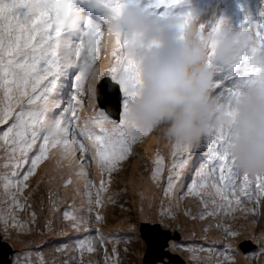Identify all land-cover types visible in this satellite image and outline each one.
I'll list each match as a JSON object with an SVG mask.
<instances>
[{"label":"snow or ice","instance_id":"snow-or-ice-1","mask_svg":"<svg viewBox=\"0 0 264 264\" xmlns=\"http://www.w3.org/2000/svg\"><path fill=\"white\" fill-rule=\"evenodd\" d=\"M127 2L142 4L160 17L184 16L187 20L190 16L178 12L185 0ZM73 7L74 0H0V126H5L0 128V232L6 238H11L12 232L17 236L30 235L38 223L35 205L30 201L35 192L47 186L46 199L40 201L41 211L47 203L52 217L60 214L62 223L77 233L87 234L89 224L93 220L96 223L95 235H85L73 245L79 258L74 257L71 264H93L91 260L85 262L83 257L98 254V246L105 257L103 264H120L117 248L109 251L105 242H111V238L100 230L105 221L104 211L116 203L114 197L118 195H108L110 185L125 163L139 158L136 147L142 146L154 131L137 133L126 125L124 111L136 95L140 80L125 45L104 25L92 21L82 23L75 30L79 38L72 42L64 18ZM223 23L220 19L210 27L201 24L200 34L208 42V64L216 72L214 94L221 102L220 107L229 111L240 84L248 82L258 69L247 63L250 57H244L235 68L214 62L213 35ZM247 30L264 47V22L250 24ZM101 60L107 62L102 65L104 78H110L120 87L118 121L95 107L97 90L92 88L90 79L92 69L101 65ZM70 70L75 72L74 94L72 101L61 107L52 97ZM49 124H54L55 129L49 130ZM228 135L223 129H213L198 148L169 142L171 162L167 165L162 152L154 151L149 179L161 191V223L178 219L180 202L186 197L197 199L201 206L198 213L190 209L183 211L192 220L203 221L221 213L233 218L237 212L255 216L257 209L264 206V176L239 171L227 151ZM204 145L206 162L199 165L186 191L182 192L183 177L190 169L193 154ZM46 162L53 167L45 166ZM42 166H45L43 172ZM92 167L96 170L94 173L89 172ZM165 171L167 178L162 187ZM37 176L40 179L33 187L31 180ZM75 197H80L81 209L75 207ZM139 201L140 213L144 216L146 208H153L155 198L141 192ZM84 210L89 215L85 216ZM252 223L255 225L256 221ZM44 228L55 231V220L46 219ZM223 230L226 237L239 234L230 227ZM60 231L63 233V229ZM253 239L264 244V233ZM261 253L264 254V249ZM41 264L47 262L41 258ZM223 264H235V261L225 257Z\"/></svg>","mask_w":264,"mask_h":264},{"label":"clouds","instance_id":"clouds-1","mask_svg":"<svg viewBox=\"0 0 264 264\" xmlns=\"http://www.w3.org/2000/svg\"><path fill=\"white\" fill-rule=\"evenodd\" d=\"M89 2L104 13V27L120 38L139 74L136 95L124 111L127 127L137 133L158 131L168 142L193 148H198L211 130L223 129L229 133L227 151L239 171L264 176V47L247 28L233 30L223 19L213 35L216 64L235 68L244 57H250L247 63L258 69L248 82L240 84L230 110L224 111L214 94L216 72L208 64L210 48L201 38V23L193 11H185L190 14L186 20L184 16H157L142 4L127 0ZM87 21L91 20L75 7L64 18L69 31ZM103 78L102 65L92 69L94 90ZM121 101L120 96V105ZM97 104L104 110L99 101ZM119 113L112 119L119 120ZM54 129L55 125L49 124V130Z\"/></svg>","mask_w":264,"mask_h":264},{"label":"rangeland","instance_id":"rangeland-1","mask_svg":"<svg viewBox=\"0 0 264 264\" xmlns=\"http://www.w3.org/2000/svg\"><path fill=\"white\" fill-rule=\"evenodd\" d=\"M213 1L216 2V5L211 7V0H185L184 7L179 9L178 12L193 11L198 17V22L209 27L216 21L225 19L228 22V26L233 30H238L240 26L247 28L250 24L264 22L258 18L259 16H264V13H260V11L264 12V0H260L263 3L262 5L256 3L258 0ZM74 7L76 8L75 5ZM78 38L76 36L74 42H77ZM106 63L104 60L100 61L101 65ZM70 88L69 81L65 82L62 78L56 93L52 97L53 101L57 102L61 107L67 106L72 101L74 93V91H70ZM85 103L87 106V100ZM95 107L98 109L97 106ZM88 111H92L91 107H88ZM3 127L5 126H0V128ZM152 141H155V143L151 145ZM157 149L164 155L166 165L169 164L171 162L169 142L163 138L160 132H154L143 141L142 146L138 145L136 147L135 151L139 158L130 159L125 163L124 169L118 175H114L113 182L110 185L108 195L112 193H117L118 195L114 197L116 203L114 205H108L104 211L105 221L100 225V230L105 237L111 238V242L107 240L105 242L109 251L113 247L117 248L120 264L144 263L146 244L141 239L140 226L142 224L156 223L161 225L163 229H170L180 233L181 240L172 241L168 250L171 253L180 255L186 264H216L217 261L223 264L225 257H231L235 261V264L239 262L241 264H264V254L261 253V250L264 249V244L253 239L254 236L259 237L264 233V206L257 209L255 216H245L237 212L233 218L232 216H225L221 213L215 218L207 217L203 221L192 220L189 217H185L183 211L190 209L192 213H198L201 210V206L197 199L186 197L180 202V215L178 219L176 221H165V223H161L159 216L161 192L159 195L157 194L160 190L152 185L151 191H143L144 186L140 185L138 192L131 195L129 188L125 185L127 183V177L129 174L134 173L136 177L142 180V184L151 182L149 179L150 169L154 151ZM206 153L207 147L204 145L193 154L190 169L183 177L184 188L182 192L186 191L187 186L191 183L192 178L195 176V170L202 162H206ZM136 163H139L141 168ZM50 164L46 162L45 166L49 167ZM45 166L41 167V172H43ZM95 171L94 167L89 169L90 173H94ZM127 172L128 175H126ZM90 178L98 180V177L90 176ZM166 178L167 172L165 171L162 187L166 183ZM39 179L40 176H37L31 180L33 187H35ZM47 191V186H42L39 191L34 193L30 201V203L35 205V211L38 216V223L32 227L30 235L17 236L15 232H12L11 238H6L0 232L2 239L10 242L14 246L15 252L11 258V264H25V262L27 264H41V258L49 257L51 260L47 264H53V261L56 264H63L64 261H69L71 264L74 257L79 258V254L73 250V245L76 241L84 238L85 235H95L96 223L93 220L89 224V232L87 234L83 232L77 233L70 229L69 232L74 234L72 238H67L65 235L66 225L62 223L61 215L57 214L56 217L50 218L47 203H44V211H41L40 201L42 198L46 199ZM63 191L62 189V195ZM141 192L148 197L155 198L153 208L151 210L146 208L144 216L140 213L139 193ZM69 195L71 196L70 189ZM75 200V207L81 209L80 198L78 200L75 197ZM164 203L166 204L167 201H164ZM63 207L64 205L61 204L62 210ZM84 207L86 209V206ZM247 207L251 208L252 205H247ZM83 214L85 216L89 215L86 210L83 211ZM23 215L21 214L22 217ZM92 215L94 216L95 213H92ZM145 217L148 219H145ZM46 219L55 220V231L49 232L44 228ZM253 220L256 221L255 225L252 223ZM225 227H230L233 232L239 234L226 237L223 230ZM60 229H63V233H61ZM216 233L220 235L217 241L214 240V234ZM212 240L215 242H212ZM246 243H249L248 246ZM65 245L67 247H64ZM211 245H214V248H211ZM243 247L248 248V251L244 252ZM58 248L60 249L59 251H57ZM227 250H230L231 253H226ZM212 251L218 254V259L215 262H212L209 257ZM83 259L85 262L91 260L93 264H103L105 257L103 250L98 246V254L92 256L85 254Z\"/></svg>","mask_w":264,"mask_h":264},{"label":"water","instance_id":"water-1","mask_svg":"<svg viewBox=\"0 0 264 264\" xmlns=\"http://www.w3.org/2000/svg\"><path fill=\"white\" fill-rule=\"evenodd\" d=\"M97 95L101 107L106 112L112 116L115 112L119 113L120 87L118 84L114 85L110 78H103L97 88ZM140 234L147 245L143 264H186L179 255H173L166 250L170 241L180 240L181 237L178 232L173 233L170 230H165L159 224H142ZM246 244L248 246L249 243ZM243 251H248V248H244ZM14 252L13 245L3 240L0 233V264H11ZM165 259H168V262Z\"/></svg>","mask_w":264,"mask_h":264},{"label":"bare ground","instance_id":"bare-ground-1","mask_svg":"<svg viewBox=\"0 0 264 264\" xmlns=\"http://www.w3.org/2000/svg\"><path fill=\"white\" fill-rule=\"evenodd\" d=\"M153 143H155V141H152V142H151V145H152ZM149 149H150V148H149ZM136 165H138V166L140 167V164H139V163H136ZM49 167L51 168V167H53V165L50 164ZM140 168H141V167H140ZM126 175H128V172H127ZM135 175H136V174L131 173V174H129V176H128L127 179H126L127 183H126L125 185H127V187L129 188L131 195H133L134 193L138 192V189H139L140 185H143V186H144V187H143V191H144V190H148V191L150 190V191H151V189H152V184L150 185L151 182H145L144 184H142V180H140V179H139L138 177H136ZM160 192H161V191L157 192V194L159 195ZM79 198H80V197H77L78 200H79ZM49 217L52 218V214H51V213L49 214ZM65 229H66V231H65V233H66V234H65L66 237H67V238H72L74 233L69 232L70 228H68L67 225L65 226ZM54 234H56V233H54ZM201 234H202V233H201ZM63 237H65V236H63ZM219 238H220V235H218L217 233L214 234V240L217 241ZM214 240H212V242H215ZM70 241H73V240H70ZM25 242H26V241H25ZM22 245H23V244H22ZM22 245H19V246H22ZM223 246H224V245H223ZM211 248H214V245H211ZM226 253L229 254V253H231V252H230V250H227ZM209 257H210V260H211L212 262H215V260L218 259V254H216L215 252L212 251V253L209 254ZM43 260L46 261V262L48 263V262L51 260V258H50V257H49V258H43ZM35 261H37V260H35ZM209 262H210V261H209ZM238 264H241V263L239 262Z\"/></svg>","mask_w":264,"mask_h":264},{"label":"trees","instance_id":"trees-1","mask_svg":"<svg viewBox=\"0 0 264 264\" xmlns=\"http://www.w3.org/2000/svg\"><path fill=\"white\" fill-rule=\"evenodd\" d=\"M211 3H212V6L211 7H213V6H215L216 5V2L215 1H213V0H211ZM261 13H264L263 11H261Z\"/></svg>","mask_w":264,"mask_h":264}]
</instances>
